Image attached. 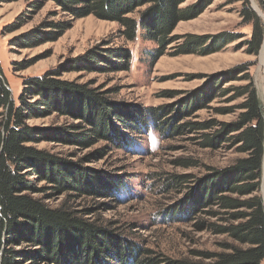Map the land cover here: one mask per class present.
<instances>
[{"label":"trees","instance_id":"1","mask_svg":"<svg viewBox=\"0 0 264 264\" xmlns=\"http://www.w3.org/2000/svg\"><path fill=\"white\" fill-rule=\"evenodd\" d=\"M46 1L33 0L30 3L32 9L28 10H39ZM52 1L73 20L94 15L120 23L124 27L122 33L129 40L135 39L138 28L142 27L150 38L159 43L154 61L174 41L171 34L178 22L199 14L212 2L201 0L186 13L179 7L186 0ZM258 2L264 9V0ZM140 6L147 7L138 18L131 16ZM241 15L244 23L252 25L251 37L243 44L249 53L258 54L264 42V19L250 6L249 0H245ZM26 16V11H22L11 22L9 30L24 25ZM71 26L72 20H44L38 31L25 33L22 37L29 41L39 37L41 40H55ZM195 38L202 41L204 37ZM239 38L241 35H226V41ZM195 42L187 40L179 52H199ZM201 43L204 46L207 41ZM92 53L76 63L78 70L112 71L130 67L132 54L126 47H113L101 52L92 49ZM249 67L250 64L238 65L222 79L216 78L213 88L211 86L208 91L198 94L194 104L181 109L183 113L177 115L182 121L185 116L208 106L219 94L227 95L231 90L223 88L225 83L239 79L236 74L245 73L242 79L249 80V83L234 87L236 95L230 100L244 96L245 99L235 107L216 109L221 113L240 110L234 121L221 122L219 128L210 132L196 130L215 127L216 119L202 125L187 121L170 128L171 136L198 132L204 147L219 149L225 144L227 148L236 146L237 152L244 154L227 166H208V172L195 182L194 189L179 206L191 211L199 230L210 228L232 240L222 243L223 251H198L201 259L192 260L172 258L126 241L123 233L110 224L83 217L70 205L71 199L66 198L60 205L52 207L43 199L33 197L38 188L29 175L51 182L57 194L74 192L94 198L108 197L113 182L108 176L100 177L83 167L82 163L72 164L28 144L43 134L28 124L29 119L54 112L70 114L83 125L74 124L73 129L67 131H51L53 137L66 138L82 147L93 146L101 140L120 146L124 130L119 124L135 131L139 123L145 121V113L136 106L115 103L107 92L60 79V69L40 77L26 78L17 102L0 63V264H130V257L133 264H263L264 197L259 192L264 180V102L246 73ZM160 110L154 107L146 113L153 120L161 121ZM115 120L118 123H114ZM98 154L103 153L97 150L82 160L91 161ZM175 162L184 166L191 164L187 158H178ZM193 177L192 174H170L161 186L166 192L182 191ZM200 213L228 215L229 223H210L200 218Z\"/></svg>","mask_w":264,"mask_h":264},{"label":"rangeland","instance_id":"2","mask_svg":"<svg viewBox=\"0 0 264 264\" xmlns=\"http://www.w3.org/2000/svg\"><path fill=\"white\" fill-rule=\"evenodd\" d=\"M32 1L0 0V63L17 102L26 78L40 77L60 69V79L107 92L115 103L136 106L145 113V121L140 122L135 131L119 124L124 130L120 146L101 140L93 146L82 147L66 138L53 137L51 131H67L80 123L70 114L54 112L29 119L28 124L43 134L28 144L72 164L82 163L83 167L100 177L108 176L113 182L108 197L94 198L74 192L57 194L51 182L29 175L38 188L33 197L43 199L52 207L60 205L66 198L71 199L70 205L83 217L106 222L120 230L126 241L172 258L199 260L198 251H223L222 243L232 241L228 235L216 234L210 228L199 230L191 211L179 206L192 192L195 182L208 172V166L224 167L244 154L237 152L236 146L227 148L225 144L219 149L204 147L198 132L171 136L170 128L187 121L202 125L216 119L215 127L196 130L210 132L219 128L221 122L234 121L240 110L221 113L216 109L235 107L245 99L244 96L230 100L236 95L234 87L249 83V80L242 79L245 73H238L239 79L225 83L223 88L231 90L227 95L219 94L208 106L185 116L182 121L177 115L183 113L181 109L192 106L198 94L208 91L211 86L213 88L216 78L222 79L238 65L250 64L246 73L264 102V65L261 64L264 42L258 54L249 53L243 44L252 34V25L244 23L241 15L245 0H212L199 14L180 20L171 34L174 41L155 61L159 43L142 27L138 28L137 37L129 40L122 33L124 27L116 21L94 15L73 20L52 0H45L42 8L31 12L28 9H32ZM200 1L186 0L179 7L186 12ZM249 2L255 11L259 9L264 15L258 0ZM146 7H138L131 16L138 18ZM24 10L28 14L25 24L10 31L9 25ZM44 20H72V26L55 40H41L39 37L29 41L22 37L25 33L38 31ZM231 33L241 35V38L226 41V35ZM195 37L204 38L201 41ZM187 40L196 41V48L200 51L180 53ZM204 41L207 44L203 46L201 42ZM113 47H126L131 51L129 69L78 70L76 63L93 54L92 49L101 52ZM210 48L214 50L204 52ZM154 107L162 109L161 121L153 120L146 113ZM97 150L103 154L93 156L91 161L82 160ZM178 158L189 159L190 166L176 163ZM170 174H192L194 177L182 187V191L166 192L161 185ZM259 194L264 197V180ZM199 217L210 223H229V216L225 214L200 213ZM132 259L130 257V264H133Z\"/></svg>","mask_w":264,"mask_h":264},{"label":"bare ground","instance_id":"3","mask_svg":"<svg viewBox=\"0 0 264 264\" xmlns=\"http://www.w3.org/2000/svg\"><path fill=\"white\" fill-rule=\"evenodd\" d=\"M261 64L264 65V44L261 50Z\"/></svg>","mask_w":264,"mask_h":264},{"label":"water","instance_id":"4","mask_svg":"<svg viewBox=\"0 0 264 264\" xmlns=\"http://www.w3.org/2000/svg\"><path fill=\"white\" fill-rule=\"evenodd\" d=\"M255 9H256V7H255ZM256 11L258 12V14H259L260 16H262V17L264 18V15L262 14V12H261L259 9H256Z\"/></svg>","mask_w":264,"mask_h":264}]
</instances>
